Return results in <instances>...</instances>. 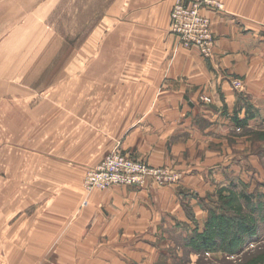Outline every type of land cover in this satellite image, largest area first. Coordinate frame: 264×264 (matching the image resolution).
<instances>
[{"label":"rangeland","instance_id":"1","mask_svg":"<svg viewBox=\"0 0 264 264\" xmlns=\"http://www.w3.org/2000/svg\"><path fill=\"white\" fill-rule=\"evenodd\" d=\"M175 3L198 9L179 16L181 32ZM213 15L260 35L241 28L244 59L223 77L222 111L204 118L182 94L183 126L162 162L157 120L175 101L164 73L217 54ZM260 58L257 17L223 0H0V217L8 225L27 203L24 212L55 220L101 213L91 238L79 234L83 222L74 233L55 222L48 264H264V109L244 81L254 87ZM110 155L136 170L113 180L110 165L99 183L88 172Z\"/></svg>","mask_w":264,"mask_h":264},{"label":"crops","instance_id":"2","mask_svg":"<svg viewBox=\"0 0 264 264\" xmlns=\"http://www.w3.org/2000/svg\"><path fill=\"white\" fill-rule=\"evenodd\" d=\"M223 1L227 7V11L239 14L247 19L249 16H255L257 17V29H264V0ZM212 20L214 31L219 36L217 39V54L210 59V62L207 63L202 59L194 58L195 64L192 63L190 65L191 68L185 70L178 68V70L164 73L165 76L163 79H165V81L162 85L164 88L162 92L166 93L168 96L172 95L173 100L175 101L172 102L173 107L171 106V103L166 102L165 110L163 114L158 116L157 120L158 140L156 142L159 145V158L162 162L167 159V156L165 155L167 141L173 139L176 140L175 134H180L183 126L181 113L182 94H188L190 92V95L195 98V103L189 100L191 110L205 112L203 114L204 118L210 117V114L214 111H222L223 108L221 106H223V101H215L216 97L220 95H230V84L227 80L224 81L223 77L229 74L231 71L229 69L234 68L237 65V62L244 59L242 53H238V49L243 46L246 41L245 37L242 35L241 28L248 27L233 25L230 21L229 15H213ZM248 32L250 37L254 35L255 39L257 38V34L260 35L259 31L256 32L255 30L249 29ZM228 48H232V50H229ZM253 59H255V57ZM260 61L264 62V58H260ZM234 69H236V67ZM244 71H247L250 76L254 77L256 75L253 68H248V70L245 68L243 69V72ZM236 72L239 73L238 70ZM228 78L229 77H227V79ZM246 80L248 83V91L253 96L255 106L261 108L259 106L261 105L263 106L261 109H264V72L257 71V81L254 82L253 88H251V78L247 76L244 78V81ZM183 88H187V91H183ZM200 94L212 96L211 102L200 101L198 99ZM230 105L231 104L226 106V110L230 109ZM166 111H168V113H165ZM206 112H209V114ZM190 119L192 118H186L184 121L186 122ZM211 119H213L211 126H217L214 121L223 120L224 115L219 113L214 115ZM125 138L124 141H122L123 144L126 142ZM147 146L148 145H146V147ZM146 149V153L150 154L155 150V147L149 146ZM169 159L170 154L168 153V161ZM76 185L80 189L81 185ZM143 192H145V190H141L140 193ZM22 206L23 207L20 206L19 209H17V212L19 213L18 216L16 215L17 217L15 216L16 218L8 225H6L5 222V215L0 217V242L4 248V250H0V263L2 264H48V250H53V244L58 238H55L58 234L53 232L54 223L58 222L59 219L61 220L62 225H64L62 230L66 229L67 226L68 228H71L69 232L72 233L76 231L72 229V227L76 226L79 222H83V225L78 232L84 238H91L95 224L102 223L100 212H98V214L92 212L89 216L85 217L82 214L85 212L83 211L73 219H70L66 214H62L59 219L55 220L54 212L44 213L43 210L37 209L36 213H26L24 211L27 208L28 203ZM112 219L114 218H111L110 221H112ZM86 231L87 234H85ZM8 232L9 234L7 235ZM3 237L4 240L2 239Z\"/></svg>","mask_w":264,"mask_h":264},{"label":"built area","instance_id":"3","mask_svg":"<svg viewBox=\"0 0 264 264\" xmlns=\"http://www.w3.org/2000/svg\"><path fill=\"white\" fill-rule=\"evenodd\" d=\"M176 5V6H175ZM175 7V9L172 12V28L174 31L177 32H181L184 30V26L183 24L179 21V16L184 14L187 16L188 19L193 20L192 17L196 18V14H197V7L196 5H193L190 8H182V5L180 4H174L173 8ZM113 166L114 172L111 175V178L113 180H121V167L123 166H128V167H124L125 170H130L132 173L136 170V166H134L133 164H128L125 160H123V158H121L118 155H110L108 156L100 166H98L94 171L92 172H88V173H94L92 175H95L97 177V180L99 183L102 182H106V181H110V178L105 177V172L108 169L109 166ZM133 174H129L128 176V181H130L133 178ZM127 181V182H128Z\"/></svg>","mask_w":264,"mask_h":264}]
</instances>
